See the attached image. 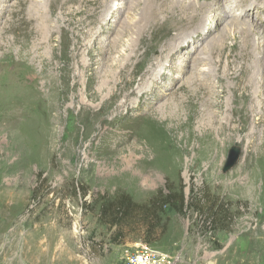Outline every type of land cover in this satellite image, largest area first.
<instances>
[{
  "label": "rangeland",
  "instance_id": "obj_1",
  "mask_svg": "<svg viewBox=\"0 0 264 264\" xmlns=\"http://www.w3.org/2000/svg\"><path fill=\"white\" fill-rule=\"evenodd\" d=\"M128 2L113 0L120 17L78 35L97 43L90 55L73 46L79 17L48 12L49 36L39 17L47 0H0V264H125L122 253L139 244L170 254L175 264H264V126L254 125L264 114L248 116L243 127L235 114L160 111L175 104L174 90L189 79L193 59L228 18L219 23L210 12L211 35L195 43L197 50L175 51L161 68L154 59L158 66L139 65L132 96L122 90L112 98L128 81L118 74L132 71L128 56L142 54L128 48L132 34L107 52L123 22L138 19L127 14ZM18 10L32 31L25 48L15 41ZM186 35L170 31L167 39L179 44ZM209 62L198 69L212 83L231 73ZM224 102L230 105L229 93ZM232 150L236 159L224 171ZM170 191L191 205L180 214L164 208L156 220L134 213L120 228L100 217L102 203L122 194L142 206Z\"/></svg>",
  "mask_w": 264,
  "mask_h": 264
},
{
  "label": "bare ground",
  "instance_id": "obj_2",
  "mask_svg": "<svg viewBox=\"0 0 264 264\" xmlns=\"http://www.w3.org/2000/svg\"><path fill=\"white\" fill-rule=\"evenodd\" d=\"M112 1L113 0H47V13L39 15V17L42 18L41 21L45 29V35H53V28L50 27L48 21V12L49 14H53L59 9L61 15L65 14L71 18L79 17V20L75 24V28L70 22V25L73 27L72 30L76 31V40L73 46L75 50L84 47L86 52L91 55L97 43H94V40L84 43V40L79 39L78 35L83 39V36L85 37L87 35V32H84V30L90 25L96 27L100 26L99 28L102 29L103 22L106 18L114 15V4L110 5ZM236 1L237 3L235 5ZM73 3L77 4L76 9L70 7ZM224 5L222 2L220 3V0H129L126 9L128 10L127 14L138 16V19L134 23L133 20L130 22L131 18L130 21L123 22L120 30L112 41L109 42L107 52H115L121 47L123 38L132 34L134 39L131 40L128 48L131 53L142 51V54L137 58H132L131 55L128 56L127 62L132 65V71L126 75L122 72L118 74L119 80L127 78L128 81L122 86L119 84L120 88L119 85L116 87V91L111 94L112 98L117 97V94L122 90L127 92V97L132 96L134 93L130 88L131 83L134 82L132 75L137 72L136 68L139 65L147 63L153 67L156 65L153 64L154 59V63L156 61L160 67L161 61L167 56H173V52L175 51L183 50V52H187L189 49L188 51L191 52V48L194 49V51L197 50L195 47L196 44H202L203 40H205L209 34L211 35V29H206L205 25L208 14L212 12L218 17L219 23L221 22L220 20H225L226 18H228V21H225V26L219 34H216V36L205 42V46L193 59L191 65L192 71L189 72V79L174 90L173 97L175 104L166 103L164 106H161L160 111L163 112L162 114H171L173 112L179 115L182 111L188 115L206 114L211 117L226 113L231 115L235 114L240 116V122L243 127L246 126L248 116L263 115L264 0H230ZM253 7L256 9V15H254V17L251 14V12H253ZM122 13L123 11L121 13L117 12L114 16L119 18ZM12 14L18 20L16 21L15 41L20 44L21 47L25 48L27 41L32 35V31L28 27V21L24 19L20 20L19 10L15 12L12 11ZM13 28L15 30V27ZM100 29L99 32L97 30L95 31V36L97 34H102ZM58 31H60V29ZM170 31H183L188 35H186V38H182L181 42L178 44L172 42L173 38L168 41L167 36ZM227 40H232V44L228 45ZM162 41L163 43L169 42L165 49L159 45ZM190 42L192 44H190ZM98 52L103 53V50L101 49ZM152 56L156 57L153 58ZM211 59H213L215 66L224 64L225 72H231L223 76V79L230 80L231 86L227 88L224 87V81L221 78H218L215 83H212L210 79L211 76L208 73L199 71V66L208 65L210 67L209 60ZM13 63L15 62L13 61ZM129 63H126L123 67L126 69ZM209 70L211 69L209 68ZM114 75L116 76V74ZM257 75L262 76V78L259 80ZM142 78L145 79V76ZM144 82H146V80ZM155 86L157 85L151 83V86H149L150 91H152ZM142 91L143 90L140 91V98L145 94V92ZM227 93L230 94V105L224 102ZM123 100H125L123 104L128 107L130 104L128 99ZM115 111V115H118V110ZM249 124H251V122ZM259 124H263L264 126V120H260L257 123L254 122V125ZM142 159L145 158L142 156ZM141 161L142 160H140V162ZM113 169L115 170L116 168L114 167ZM144 170L145 169L140 170L141 173L138 174L144 175Z\"/></svg>",
  "mask_w": 264,
  "mask_h": 264
},
{
  "label": "trees",
  "instance_id": "obj_3",
  "mask_svg": "<svg viewBox=\"0 0 264 264\" xmlns=\"http://www.w3.org/2000/svg\"><path fill=\"white\" fill-rule=\"evenodd\" d=\"M191 203L184 200L182 193L168 192L167 194H158L148 205L139 206L133 203L129 196L120 195L115 201H104L100 208V217L107 218L110 226L120 228L128 218L134 213H141L144 218L152 220L159 215V211L164 208L176 210L180 214ZM211 220V219H210ZM211 221H207V224ZM118 234L114 235L115 239Z\"/></svg>",
  "mask_w": 264,
  "mask_h": 264
},
{
  "label": "built area",
  "instance_id": "obj_4",
  "mask_svg": "<svg viewBox=\"0 0 264 264\" xmlns=\"http://www.w3.org/2000/svg\"><path fill=\"white\" fill-rule=\"evenodd\" d=\"M134 247L122 253L121 259L125 264H175L174 258L168 253L151 249L146 244Z\"/></svg>",
  "mask_w": 264,
  "mask_h": 264
},
{
  "label": "water",
  "instance_id": "obj_5",
  "mask_svg": "<svg viewBox=\"0 0 264 264\" xmlns=\"http://www.w3.org/2000/svg\"><path fill=\"white\" fill-rule=\"evenodd\" d=\"M235 159H236V153L234 150H232L229 153V156H228L227 161L225 163L224 171L228 170L233 165Z\"/></svg>",
  "mask_w": 264,
  "mask_h": 264
}]
</instances>
